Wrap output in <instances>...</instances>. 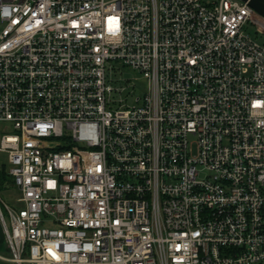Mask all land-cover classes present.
Returning a JSON list of instances; mask_svg holds the SVG:
<instances>
[{
    "label": "built area",
    "instance_id": "obj_1",
    "mask_svg": "<svg viewBox=\"0 0 264 264\" xmlns=\"http://www.w3.org/2000/svg\"><path fill=\"white\" fill-rule=\"evenodd\" d=\"M248 24L264 36L241 0H0L17 193L0 198V258L264 264V42Z\"/></svg>",
    "mask_w": 264,
    "mask_h": 264
},
{
    "label": "rangeland",
    "instance_id": "obj_2",
    "mask_svg": "<svg viewBox=\"0 0 264 264\" xmlns=\"http://www.w3.org/2000/svg\"><path fill=\"white\" fill-rule=\"evenodd\" d=\"M245 30L247 33H249L251 35V37L253 39H255L258 43L262 44L264 42V36H262L261 34H259V32L256 30V27L254 25L248 24L245 27ZM125 71V75L128 77L131 76H138L135 72H133L130 68L125 67L124 68ZM137 85L139 86V93L140 94H144L145 90H146V82L144 80H139L137 81ZM4 133H14V130L12 129V126L9 124H5L0 122V136ZM6 163V156L5 155H0V169L2 168V166ZM5 185H10L9 183H4V190L0 191V198L5 201L6 203L15 206V198L17 196L16 190L14 189V187H9V186H5ZM3 212L4 215L7 219V221H9L7 212L5 210V208L3 207ZM5 250L0 251V253L4 254V255H8V252L6 251V249L8 248L7 243L5 242L4 244Z\"/></svg>",
    "mask_w": 264,
    "mask_h": 264
},
{
    "label": "water",
    "instance_id": "obj_3",
    "mask_svg": "<svg viewBox=\"0 0 264 264\" xmlns=\"http://www.w3.org/2000/svg\"><path fill=\"white\" fill-rule=\"evenodd\" d=\"M248 3V5L264 18V0H241Z\"/></svg>",
    "mask_w": 264,
    "mask_h": 264
},
{
    "label": "trees",
    "instance_id": "obj_4",
    "mask_svg": "<svg viewBox=\"0 0 264 264\" xmlns=\"http://www.w3.org/2000/svg\"><path fill=\"white\" fill-rule=\"evenodd\" d=\"M4 183L10 184V185H5V186L13 187L12 180L9 177V174L7 172V167L5 166V164L0 169V191L4 190V186H3Z\"/></svg>",
    "mask_w": 264,
    "mask_h": 264
},
{
    "label": "crops",
    "instance_id": "obj_5",
    "mask_svg": "<svg viewBox=\"0 0 264 264\" xmlns=\"http://www.w3.org/2000/svg\"><path fill=\"white\" fill-rule=\"evenodd\" d=\"M4 244H5V235H4L3 227L0 223V251L5 250ZM6 251L8 252V255L7 254L4 255V254L0 253V256L4 255V256L8 257L9 256V249L7 248ZM0 264H14V263H12L11 261H8V260H3L0 258Z\"/></svg>",
    "mask_w": 264,
    "mask_h": 264
}]
</instances>
